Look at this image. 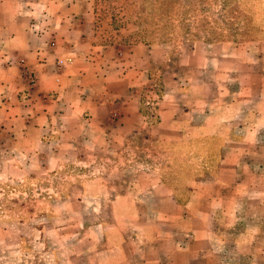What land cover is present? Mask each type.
Segmentation results:
<instances>
[{"label":"crops","instance_id":"obj_1","mask_svg":"<svg viewBox=\"0 0 264 264\" xmlns=\"http://www.w3.org/2000/svg\"><path fill=\"white\" fill-rule=\"evenodd\" d=\"M94 1L0 0L4 179L58 191L67 264H264V42L115 41Z\"/></svg>","mask_w":264,"mask_h":264},{"label":"rangeland","instance_id":"obj_2","mask_svg":"<svg viewBox=\"0 0 264 264\" xmlns=\"http://www.w3.org/2000/svg\"><path fill=\"white\" fill-rule=\"evenodd\" d=\"M94 5L99 25L115 41L170 42L173 53L180 41L264 42V0H95ZM153 78L159 97L162 81L157 73ZM3 176L0 172V264H67L68 235L80 222L69 221L67 204L56 200L58 191L43 187L50 186L47 179Z\"/></svg>","mask_w":264,"mask_h":264},{"label":"built area","instance_id":"obj_3","mask_svg":"<svg viewBox=\"0 0 264 264\" xmlns=\"http://www.w3.org/2000/svg\"><path fill=\"white\" fill-rule=\"evenodd\" d=\"M58 64H59V66L62 65L63 64V61L62 60H59L58 61Z\"/></svg>","mask_w":264,"mask_h":264}]
</instances>
